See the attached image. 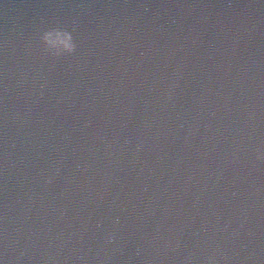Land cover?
I'll list each match as a JSON object with an SVG mask.
<instances>
[{"label": "clouds", "instance_id": "1", "mask_svg": "<svg viewBox=\"0 0 264 264\" xmlns=\"http://www.w3.org/2000/svg\"><path fill=\"white\" fill-rule=\"evenodd\" d=\"M39 40L40 43L43 45L44 50L53 57H62L65 55L73 54L78 48V40L74 35V31L65 27H48L40 32ZM169 95H171V93ZM249 115L251 117L254 116L255 113L253 112ZM251 154L254 157V164L264 162V140H259L251 146ZM259 191L260 189H257V192ZM118 222L119 217H116V223ZM114 239L115 233L109 234L108 240L112 241ZM137 254H139V249L137 250ZM224 258L226 257L221 251L218 256H209L208 262L209 264H218V259ZM0 264H5L3 258H0Z\"/></svg>", "mask_w": 264, "mask_h": 264}]
</instances>
